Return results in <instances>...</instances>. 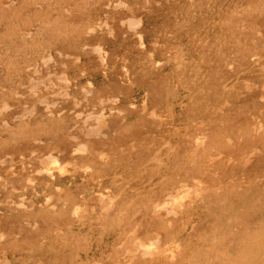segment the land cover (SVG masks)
Returning a JSON list of instances; mask_svg holds the SVG:
<instances>
[{
	"label": "rangeland",
	"instance_id": "1",
	"mask_svg": "<svg viewBox=\"0 0 264 264\" xmlns=\"http://www.w3.org/2000/svg\"><path fill=\"white\" fill-rule=\"evenodd\" d=\"M116 1L0 0V157L13 154L16 176L6 184L0 178V233L6 234L0 261L107 264L111 252L123 253V236L131 243L127 227L140 225L139 234L148 235L144 227L151 219L138 211L148 207L146 191L152 186L161 192L166 177L167 191L182 181L193 188L191 177L211 186L223 182L231 191L224 202L233 206L226 213L251 214L234 223V232L264 229V0H123L127 7ZM129 18L140 22L142 39L125 23ZM96 44L106 53L103 62L92 50ZM61 74L66 83L56 78ZM33 81L44 84L35 85V94ZM87 83L94 90L90 99L83 91ZM111 97L116 100L106 101ZM100 109L110 116L111 132H118L89 140L85 130L95 121L87 113ZM70 135L110 153V160L103 165L93 157L91 175L68 166L59 192L36 172L55 160L73 163L77 141ZM196 136L207 141L192 159ZM55 145L62 153H52ZM50 153L57 159L41 164ZM209 155L216 160L207 162ZM141 164L144 171L137 169ZM30 174L37 179L27 185ZM196 189L191 226L200 220L196 234L210 236L217 222L209 214L214 194ZM117 192L133 204L129 224L96 221L91 214L99 195ZM69 195L77 196L78 216L71 212L73 199L65 201ZM50 196L55 208L47 204ZM219 232L227 243L235 235ZM159 234L163 247L172 245L163 230ZM199 241L190 243L197 249Z\"/></svg>",
	"mask_w": 264,
	"mask_h": 264
},
{
	"label": "bare ground",
	"instance_id": "2",
	"mask_svg": "<svg viewBox=\"0 0 264 264\" xmlns=\"http://www.w3.org/2000/svg\"><path fill=\"white\" fill-rule=\"evenodd\" d=\"M114 4V3H113ZM116 6H125L127 7L125 1L123 0H118L116 1ZM102 22L100 21L99 24ZM125 23L128 24L131 28H136L135 34L138 35L140 39H142V35L139 33L138 27L140 26L137 19L134 18H129L125 21ZM122 24H124V21H122ZM101 27V25H100ZM106 27V26H105ZM109 27V26H108ZM107 27V28H108ZM92 28H90V31ZM10 43V42H9ZM92 50H94L101 61H105V55L106 53L103 52V48L101 45L96 44L92 47ZM51 56L48 57V60H51ZM47 60L44 59V63H46ZM144 67V66H143ZM136 70V69H135ZM58 80L60 82L66 83L67 79L63 74L60 76H57ZM43 81H33L31 83V86L33 87L31 89L32 93H36V90L38 87L35 85L41 84ZM44 86V84H41ZM248 87V86H247ZM83 89V88H82ZM247 90V89H246ZM85 98L90 99L94 95V90L91 86L90 83H87L86 87L83 89ZM64 95L70 97V94H68L67 89L63 90ZM57 95V94H55ZM146 97V96H145ZM47 98H44L43 100H46ZM116 100V97H111L108 98L106 101L114 102ZM104 99L100 98L99 100V105L102 106L104 103ZM76 104V103H75ZM144 104V103H143ZM46 108L51 112V105L48 104L45 101ZM55 105V104H54ZM53 105V106H54ZM7 107V105H4ZM143 106V105H142ZM28 109V108H27ZM24 110V109H23ZM26 110V109H25ZM104 109H100L99 111H91L87 113V119L88 120H94L95 123L93 125H90L87 130V136L88 139H99V137H107L108 133L113 135L114 133L117 134V129L111 132L110 128V123H109V117L107 116L104 112ZM33 112V109H31L30 113ZM154 115V114H153ZM85 121V120H84ZM4 125H7L6 122H4ZM197 128L200 127V125H196ZM202 126V125H201ZM202 129V128H201ZM70 138L74 141H77L76 147L73 148L71 152V156L73 159L72 161H66V162H60L56 161L57 159L56 155H52V153H62L61 147L54 146L52 148V153L49 155L47 154L42 160L41 164L45 161H52L55 160L53 163V167H40L37 170L38 175L45 174V176H48V178L51 180V184H53L59 192H63L65 189H63V181L68 180L66 179V175L69 172L68 166L71 167H76L77 169H80L84 172V174H89L93 172V168L91 166L90 161H93V157L99 158L102 162L103 165L107 164V162L110 160V153L104 151V150H94V144L93 143H81L79 142L78 138L76 135H70ZM207 137H199L192 143H194V150L191 154V158L193 159L196 156V153L199 149H202L206 145V139ZM108 139V137H107ZM94 140V141H95ZM31 153L35 154L37 153L36 151H32ZM94 153V154H93ZM20 156V161L21 159L24 158V155H19ZM77 156V158H76ZM181 156V155H180ZM183 156V155H182ZM210 156V155H209ZM218 157V155H217ZM221 157V156H219ZM13 154H5L0 157V169L3 168V166H6L5 168L7 169L5 172V176H2L0 173V178L2 179L1 181L3 183H9L13 179H16V176L13 175L14 173V168L12 167V164L14 163L13 159ZM76 158V159H75ZM156 158V157H154ZM203 158V157H201ZM207 158V157H206ZM252 158L251 153L248 154L243 160H244V167L247 165V163L250 162ZM212 159L216 160V157H213ZM211 159V156L208 157L207 162L214 161ZM153 162V161H152ZM203 162V161H202ZM6 164V165H5ZM51 165V163H50ZM138 170L144 171L146 169V165L141 164L138 166ZM164 167V166H163ZM158 167L156 170L159 171ZM4 170V169H3ZM55 170V173H54ZM141 171V172H142ZM155 173V170L152 171ZM94 173V172H93ZM157 173V172H156ZM153 175V173H152ZM165 176V175H164ZM173 176H169L171 178ZM37 178L33 177L32 174L27 176V185H31L35 182ZM63 180V181H62ZM168 177H166L163 180L160 181V186H161V192L159 190H156L152 188V186L146 191L149 198L145 197L148 207L145 208L146 211H143L142 208L138 211V213H142L145 215L146 218L151 219V221H147V225L144 227L145 230L148 231V235L143 238L139 234V226L140 225H133L130 227H127L126 232H130L133 239L130 244H128L125 236L122 237V239L119 241V244L121 245L123 249V253H118V252H111V257H107L106 263L107 264H159L157 261L158 258L160 257L163 262H167L165 259L168 258V261L170 264H264V229L263 228H256L254 229L255 231L250 234V232L247 230H243L242 232L235 231L236 228H234V223L238 220H245L247 216H251L250 213H246V215L241 217L238 213L234 212V214L229 213L227 214L226 211L229 209H233V206H230L229 204L225 203V200L229 201V198L227 199V196L224 195H230L231 191H225L223 189V182H219L217 180H213L214 183L211 186L207 182H204L200 179H197L195 177H191V180L194 181L193 188H190L188 183L182 181L180 185L178 186V189L172 188L171 190L166 189L164 187V184L167 182ZM59 183H62L59 184ZM168 184V182H167ZM61 185V186H59ZM196 185V186H195ZM158 187V186H157ZM200 188L203 192L206 191H212L213 199L214 202L211 204V211L209 214L213 215V220L217 221L214 227V233H212L210 236L208 233L203 235L202 237L199 233H197L196 226L201 223L200 220L196 222V224H193V211L191 208L196 202L195 196L197 193H199ZM13 190L15 189L14 187L12 188ZM25 186L22 185L21 190H24ZM16 190V189H15ZM14 190V191H15ZM164 190V191H162ZM145 191L142 189L140 192ZM159 191V192H158ZM226 192V193H225ZM95 193V192H94ZM117 192L116 194H100L99 195V207L97 210H95L94 213H92V217L96 219V221H99L103 224L107 223L108 220L111 221V223H108L110 225L114 226H126L129 224V222H126V214L130 210L131 206L133 205L131 203V200H125L124 197L120 198ZM158 193L157 196H161V201L160 198L158 199L154 195ZM207 193V192H206ZM241 193L239 194V196ZM235 197H237L236 194H234ZM217 199H216V198ZM77 196L74 195H69L65 197V201H68L70 199H73V201H70L71 203V212L74 216H78V211L81 210L80 206L78 203H75L74 200L76 199ZM52 198L47 197L46 201L47 204H49L52 208H55V205L50 204ZM217 200V202H216ZM81 201V200H80ZM245 201H240L238 202L241 204L238 208H243V205ZM66 204V203H65ZM20 206H23L22 204ZM133 208V207H132ZM165 211L166 215H162L161 211ZM196 210V209H195ZM150 211V212H149ZM233 215V216H232ZM211 218V219H212ZM34 221H36V218H34ZM64 226V225H63ZM236 226V225H235ZM36 227V222L34 225V230ZM226 229L228 231H226ZM123 230V231H124ZM163 230L165 233L166 237V243H171V246H165L160 243V240H162V237L159 234V231ZM190 230L188 233L187 238H181L182 234ZM221 232H234L232 233L235 234L230 241V243L227 241L224 242V237H220L219 234ZM236 232H239L240 235L238 237L236 236ZM74 233V232H73ZM141 233V232H140ZM153 233V234H151ZM72 234V233H71ZM194 234L196 236H194ZM193 239H196L197 241L200 239L201 244L198 245V248L195 249V247L190 243ZM6 238L5 233H0V239ZM71 242V240H69ZM222 245L223 249H220L219 247ZM162 245V246H161ZM219 246V247H218ZM113 247V246H112ZM233 247L237 249V251H229ZM86 248V247H85ZM231 248V249H230ZM114 253V254H113ZM195 254V255H194ZM216 254V255H215ZM197 255V256H196ZM199 258V262L193 263V258L194 261L196 258ZM197 258V259H198ZM109 262H108V261ZM97 262V260H96ZM0 264H11V262L8 259H4L0 261ZM63 264H69L68 262H64ZM163 264V263H160Z\"/></svg>",
	"mask_w": 264,
	"mask_h": 264
}]
</instances>
